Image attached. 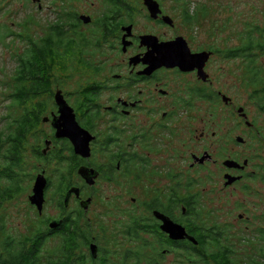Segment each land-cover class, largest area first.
<instances>
[{
    "label": "flooded vegetation",
    "instance_id": "af4514ba",
    "mask_svg": "<svg viewBox=\"0 0 264 264\" xmlns=\"http://www.w3.org/2000/svg\"><path fill=\"white\" fill-rule=\"evenodd\" d=\"M128 1L127 12V0H31L33 11L9 32L23 43L14 56L10 84H5V97L17 111L11 125L17 126L27 113L28 158L35 170L30 194L37 175H43L45 184L41 211L30 203L37 212L32 231L21 236L4 231L0 261L264 264V226L257 235H248L231 219L218 220L204 199L217 189L236 190L249 177L264 181V70L258 51L251 76L246 70L254 103L251 116L235 102L236 93L210 73L218 55L240 59L241 70L244 58L234 52L242 51L244 30L233 46L193 47L190 36L175 29L178 24L160 0H155L157 17L150 16L143 0ZM176 2L180 19L191 29L202 8L191 10L187 0ZM140 13L148 22L174 30L166 37L136 29ZM250 26L255 36L264 29ZM148 35L152 37L142 38ZM159 42L174 49L185 43L191 53L209 56L200 71L145 58L147 52L157 55ZM254 46L258 50L257 40ZM26 60L27 77L20 74ZM238 83L240 88L243 77ZM25 86L28 99L20 104L14 96ZM57 95L90 134L87 155L76 152L62 134L65 120ZM219 103L224 111L212 119L217 110L206 107ZM221 117L224 122L234 119L232 126L225 127ZM244 134L258 143L250 171ZM218 178L221 185L216 187ZM48 192L55 195V209L44 213ZM249 218L240 214L237 219L248 223Z\"/></svg>",
    "mask_w": 264,
    "mask_h": 264
},
{
    "label": "rangeland",
    "instance_id": "374dc122",
    "mask_svg": "<svg viewBox=\"0 0 264 264\" xmlns=\"http://www.w3.org/2000/svg\"><path fill=\"white\" fill-rule=\"evenodd\" d=\"M160 1L164 11L171 15L178 24L175 29L179 33L186 34V37L189 35L191 38L189 41L193 47L199 43H211L214 46L218 45L222 48L233 46L239 43V32L245 31L248 26L253 24L264 28V0H187L185 5L189 9L202 8L204 12L201 15L195 16L191 29L180 19L182 17L181 6L176 0ZM33 8L31 0H0V35L6 34L0 42V129L4 128L7 122L2 117L10 112H12L13 116L17 113L16 109L12 106L11 100L5 97L8 91V86L5 84H10L8 81L13 74L14 56L17 49L22 48L23 43L16 41V37L10 33L17 28L18 22L28 17L29 12L33 11ZM206 8L209 9V13ZM135 27L136 29H152L153 31L163 33L162 35L166 37L170 35L171 30H174L148 22L142 16V13L138 15ZM239 61L240 59L227 60L219 55L214 56L211 60L210 73L214 81L217 80L222 85L226 83L229 87L228 90L236 93L235 102H239L253 116L254 103L252 97H250L252 86L247 84L249 75L246 73L243 61L241 70L238 69L240 65ZM258 61L264 70V54H259ZM241 77H243V85L241 84L242 86L239 88L238 80ZM208 108L217 110L213 114L212 119H215L217 114L221 115L222 111H224V106L220 103L206 107V109ZM221 120L222 124L227 128L228 126L231 127L234 122V119L230 120L229 117L227 122H224L222 117ZM243 127L245 126L243 125ZM261 132L263 134L264 130H261ZM253 134H255V131ZM244 137L248 141L242 148L245 155L252 157V166L247 169V171H250L254 169L253 163L257 157L255 155L256 152L252 149H258V143L249 134H244ZM25 161L20 182L22 191L15 197L3 201L0 206V224L3 226L0 230V242L4 238V231L12 233L15 236H21L23 233L28 234L33 228L30 227V225L32 226L31 222L36 220L35 214L37 212L35 208L31 207L28 200V195L31 191V176L35 170L31 158L26 157ZM218 181H220L219 178L215 180L216 187L218 183L219 186L221 185ZM0 184L4 186L9 183L7 180L1 179ZM242 185H247L248 187L243 189ZM54 196L51 192L47 193L44 213H50L55 209ZM204 199L206 207L212 210L218 220L231 219V221L246 230L245 232L248 235H257L260 225L264 226V219L262 218L264 217V181L258 177L246 178L243 184L236 186V190L228 189L222 192L217 189L209 196L204 197ZM240 214L249 216V222L241 223L237 219Z\"/></svg>",
    "mask_w": 264,
    "mask_h": 264
},
{
    "label": "trees",
    "instance_id": "16d2710c",
    "mask_svg": "<svg viewBox=\"0 0 264 264\" xmlns=\"http://www.w3.org/2000/svg\"><path fill=\"white\" fill-rule=\"evenodd\" d=\"M129 1L127 0V12L130 11L128 7ZM243 41H242V51L234 52L235 54H241L244 58V63L246 70L249 71V74L251 76L252 74V68L253 63L256 56V51H258L259 54H264V29H259L258 36H255L252 26H248L245 31H243ZM6 36V34L0 35V42L2 41V38ZM258 44V50L254 46L256 43ZM30 66L29 61L26 60L25 62H22V65L20 67V74L21 76H28L30 73ZM26 82V81H25ZM28 84V83H27ZM26 83L24 85H27ZM39 84H37V89ZM25 89H20L21 94L20 96H14L16 100L20 102H24L28 99L27 92L28 87L25 86ZM21 104V103H20ZM27 110L26 104L23 105ZM12 112L6 114L2 119H6L7 122L4 125V128L0 129V180L5 179L9 183L8 185L2 186L0 184V206L1 202L5 201L8 198H13L17 194H19L22 189L20 187V182L22 180V174L23 169L25 166V158H28V146H27V135L29 130L28 125V116L27 113H24L18 120L17 126L15 125L14 128H12L11 123L14 122L12 119ZM14 125V124H13ZM17 129V130H16ZM8 136V138L6 137ZM12 137L17 138V142H12ZM8 143V144H7ZM0 222H1V215H0ZM0 230H1V224H0ZM5 243L4 251L7 250L8 246ZM0 264H8V263H2L0 261ZM17 264H21V261H19Z\"/></svg>",
    "mask_w": 264,
    "mask_h": 264
},
{
    "label": "water",
    "instance_id": "95a60500",
    "mask_svg": "<svg viewBox=\"0 0 264 264\" xmlns=\"http://www.w3.org/2000/svg\"><path fill=\"white\" fill-rule=\"evenodd\" d=\"M143 2L148 8L150 16L157 17V14L159 13L157 2L155 0H143ZM164 19L167 18L165 17ZM129 28L130 27L128 26L127 30ZM148 37H152V36L149 35L142 36V38H148ZM154 50L157 52L156 56H150V52H147L145 58L159 60L163 62H172L184 68L196 67L198 71L201 70L204 60H206L209 56V52L191 53L187 48V46L185 45V43L184 44L180 43L179 49H174L171 43L159 42L155 44ZM161 52L166 53V55L161 56L159 54ZM58 98L60 99L59 112L65 120L62 134L68 136L71 139L76 152H80L83 155H87L88 142L91 138L90 134L77 124V122L74 119V114L72 112V109L70 108V106H68V104H66L62 96L57 95V99ZM60 134L61 132L57 131V135ZM225 164L230 166L232 165V162L227 161L225 162ZM232 178L235 177H229V179ZM44 184H45V179L43 175L42 174L37 175L32 187V193L28 196L29 202L31 204H34L39 212L42 209ZM183 233H184L183 228L180 226V233L178 236L181 237Z\"/></svg>",
    "mask_w": 264,
    "mask_h": 264
},
{
    "label": "snow or ice",
    "instance_id": "6c2138e0",
    "mask_svg": "<svg viewBox=\"0 0 264 264\" xmlns=\"http://www.w3.org/2000/svg\"><path fill=\"white\" fill-rule=\"evenodd\" d=\"M161 56H163V55H166V53H163V52H161V53H159Z\"/></svg>",
    "mask_w": 264,
    "mask_h": 264
}]
</instances>
